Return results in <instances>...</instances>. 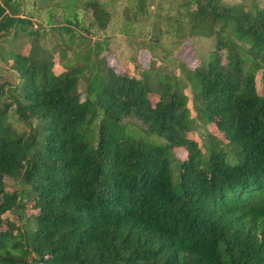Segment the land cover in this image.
Here are the masks:
<instances>
[{"label":"trees","instance_id":"obj_1","mask_svg":"<svg viewBox=\"0 0 264 264\" xmlns=\"http://www.w3.org/2000/svg\"><path fill=\"white\" fill-rule=\"evenodd\" d=\"M137 1L120 29L134 42L149 14ZM170 1L145 43L214 37L206 64L112 67L108 38L83 48L75 28L88 31L82 9L106 29L101 0H56L58 40L35 46L24 0H0V60L16 77L0 81V264H264V7ZM189 102L215 126L208 145Z\"/></svg>","mask_w":264,"mask_h":264},{"label":"rangeland","instance_id":"obj_2","mask_svg":"<svg viewBox=\"0 0 264 264\" xmlns=\"http://www.w3.org/2000/svg\"><path fill=\"white\" fill-rule=\"evenodd\" d=\"M56 0H24L25 5L33 16L34 28L40 26L42 33L39 39L34 42L35 46L44 47L51 49V47L56 44L57 33L60 31L59 26L65 24L64 20L67 16V11L61 6L58 7L54 4ZM107 6L110 13V19L105 30L101 31L97 28L88 27L87 17L90 12L78 9L79 18L82 21L88 31L80 29L75 26L77 32L86 35V40L83 43V48H87L86 43L93 44L94 41H101L104 38H108L107 45L101 55L107 59V62L112 67L120 70L133 71L131 67L137 66V63L143 62L145 64L153 62V58L156 63L155 66L160 68H167L169 71L180 72L179 67L187 64L188 66H195L197 63L206 64L208 62L209 54L215 49L216 40L214 37H193L184 42L172 43L169 35L166 33H159L162 43L158 47L150 48L149 43H145L151 39L150 36L156 34L159 28H161L160 23L156 21V14L159 11V6L170 4V0H138L137 4L142 3L143 6L146 5L149 10V14L146 15L138 23H133L134 32L138 36V41L134 42L128 39L126 35L120 32L123 27L122 22L126 18L124 14V6L128 3V0H101ZM229 4H239L244 9L251 8L253 6L258 8L264 7V0H225ZM137 4H134L137 7ZM87 12V13H85ZM83 14L86 15V19L83 18ZM55 22V28L52 27L48 20ZM146 18V19H145ZM66 33H64V36ZM10 38V36H9ZM61 40V39H60ZM152 40V39H151ZM150 40V41H151ZM29 41V40H28ZM31 43V42H30ZM6 48H12L15 51H19L23 44L20 41H15L12 46L5 44ZM76 46L72 45L68 51L69 56H72L73 50ZM12 68L0 60V81H8L9 83H14L16 80L15 75L12 73ZM263 70L257 71L255 74V84L258 93L263 96L262 86H263ZM191 93V90L188 91ZM191 114L196 120L197 126L193 130L195 136H197L198 142L204 145L209 144L210 134L216 133L215 126L212 123L204 122L197 116V111L193 109L192 102ZM16 127L19 129L23 128V125L15 123ZM233 149L232 145H229V150ZM175 155L177 158L181 159L185 156L186 152L183 149H175ZM231 154V153H230ZM231 156H233L231 154ZM231 159V157H230Z\"/></svg>","mask_w":264,"mask_h":264}]
</instances>
